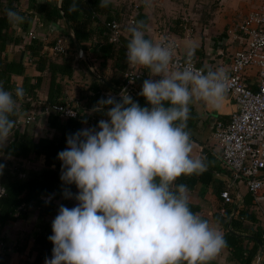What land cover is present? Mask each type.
Wrapping results in <instances>:
<instances>
[{
  "label": "clouds",
  "instance_id": "9594fccd",
  "mask_svg": "<svg viewBox=\"0 0 264 264\" xmlns=\"http://www.w3.org/2000/svg\"><path fill=\"white\" fill-rule=\"evenodd\" d=\"M109 2L100 0V6ZM76 7L73 0L70 10ZM7 16L23 23L15 11ZM127 32V63L148 70L138 93L147 106L126 89L118 98L108 94L94 107L106 119L66 138L57 156L60 180L75 185L77 203L59 207L48 237L52 256L44 264H210L227 246L218 228L191 211L188 186L175 182L207 170L205 158L192 155L190 104L219 107L229 76L219 68L196 69L194 49L186 66L173 70V46L145 38L143 21ZM24 96L23 87L7 90L0 82V147L16 126L11 117ZM63 195L73 198L67 188Z\"/></svg>",
  "mask_w": 264,
  "mask_h": 264
},
{
  "label": "crops",
  "instance_id": "0c3cea01",
  "mask_svg": "<svg viewBox=\"0 0 264 264\" xmlns=\"http://www.w3.org/2000/svg\"><path fill=\"white\" fill-rule=\"evenodd\" d=\"M34 1L46 0H0V12L12 10L24 18L23 23L17 25L10 22L7 16L12 33L22 37L21 39H23L24 43L21 44L19 42L15 46H8L4 54L8 60L23 65V76L30 84L35 82V77L38 75H36L37 73H35L33 67L26 62L28 55L23 46L28 42V34L36 35L40 41L39 53L51 60L55 56L51 52L50 43L55 41L57 34L66 35L65 33L62 34L63 29L58 27L57 21L55 23H48L41 20L35 14L27 17V15H32L30 9ZM109 4L111 16L120 24L123 42L127 44L128 41L127 29L130 26L128 20L137 12L145 18V38L157 43L158 33L169 32L177 41L178 54L182 55L188 52L189 49H194L193 57L196 64L202 68L228 67L230 57L245 46V39L241 35L235 34L236 24L247 13L260 8L264 9V0H148L147 4L146 0H110ZM80 18L81 14L78 15V19ZM100 19L102 20L103 16ZM93 29L94 25H88L85 30H90V33L92 32L93 35ZM100 43L101 39L93 35L91 41L83 44L84 50H81V52L83 58L86 60V62L84 59L82 60L84 67L81 62L77 61L74 57L73 49L69 48L66 43V52L72 58L71 66L73 73L70 77L62 78L61 80L65 88V98L76 100L77 90L82 91V88L86 87L90 76L85 69L92 74H96V70L100 71L103 75L102 79L109 83L113 72V64L111 59L105 61L98 59L100 55L98 52ZM125 62L126 68H128L129 64L126 59ZM142 71L145 73L146 79H148V70L142 69ZM42 75L45 74L43 73ZM153 79H158V77ZM20 82V77H13L10 90L18 87ZM245 82L253 90L257 88L258 78L254 68H251L245 75ZM134 88L138 93L141 91V87L138 85H135ZM108 91L110 90L108 89ZM38 97L39 100H44V85H41V92L38 93ZM225 99L219 107L215 108L202 101H195L190 104L196 116L194 130L190 132L191 139L194 142L192 155L193 157L205 158L207 166L215 168L211 172L216 179L213 185L207 187H201L199 183L196 184L193 190L189 192L190 203L198 205L200 207V216L207 220L210 226L218 228L220 232L219 223L212 220L211 216L219 214L221 217H224L225 213L229 210H232L233 214L234 210L241 206L244 199L251 196L244 184L239 183L235 188L229 186V173L221 166L218 159L217 147L211 139L214 121L228 120L235 110V104L232 99L228 96ZM97 124L93 123V125H90V123L86 122L82 125V129L94 128ZM36 133L38 135L44 133L43 127L37 125ZM9 140L10 137L7 142ZM0 164L8 168L17 166L24 170H39L42 168L41 158L14 160L1 152ZM66 188L73 193L72 199L64 198L63 193ZM219 190L220 192L228 190L233 202L231 204H224L219 198ZM76 193L77 189L74 184H59L53 192L52 207L48 210L49 214L42 215V218L48 220L55 219L61 205L68 208L75 207L77 201L74 199V196ZM47 200L48 198H45L44 201ZM26 211L27 216L24 220H15L6 224L0 230L3 239V244H0V252L1 248L6 249L9 256L8 264H33L34 259L37 257L38 251L34 245V239L39 233L38 226L40 222L36 221L39 211L37 208L31 207L27 208ZM251 211L256 215V222L251 223L249 221L244 223L243 226L247 233L241 235L245 238L246 236H252L251 233H254L257 228L259 231L261 230V234L263 233L261 228L263 226L260 223L259 215L255 214L256 212L252 209V206ZM252 237L246 239L250 240ZM259 241L263 245L261 257H258L260 248L257 244L258 250L251 264H260L261 261H264V240ZM246 245L250 249L253 246V242H247ZM44 262L42 261L37 264H44ZM210 263L234 264L229 260V251L225 248Z\"/></svg>",
  "mask_w": 264,
  "mask_h": 264
},
{
  "label": "trees",
  "instance_id": "16d2710c",
  "mask_svg": "<svg viewBox=\"0 0 264 264\" xmlns=\"http://www.w3.org/2000/svg\"><path fill=\"white\" fill-rule=\"evenodd\" d=\"M54 1L32 2L30 9L32 15H27V17L35 14L48 23L61 21ZM72 2L73 0H60L59 6L63 16L71 26L80 49L84 50L83 44L91 41L93 35L101 39L98 59L103 61L112 60L113 72L109 83L118 89L122 85V73L126 69L124 48H126L127 44L122 41V37L116 45L108 43L109 34L104 23L116 21L110 14V4L107 7H101L100 0H75L77 7L75 11H72L70 10ZM7 12H0V82L4 84L5 89L10 90L12 78H21L18 87H23L25 96L19 101L20 107L16 114L11 117L17 121L20 111L29 112L35 109L40 112L43 107H51L63 101L65 88L61 80L72 75V58L68 53H65L54 55V59L51 60L39 53L40 41L36 35L32 38L28 37V42L23 46L28 55L26 62L30 60V66L33 67L35 73H37L36 75H38L35 77V82L30 84L23 76V65L8 60L4 54L8 46H15L19 42L21 44L24 43L23 39H21L22 37L12 33L7 20ZM79 14H81L80 19H78ZM102 16L103 19L101 20ZM132 18L136 21H143L145 25V18L137 12L133 14ZM88 25H94L93 35L90 30H85ZM127 38L129 39V33ZM54 42L50 43L51 47ZM68 46L73 49L69 39ZM82 65L84 67L83 63ZM85 70L90 76V80L86 87L82 88V91L77 90L76 100L80 103L77 108V119H60L53 111H49L45 116L39 119L36 118L31 124L22 125L19 128L15 126L12 129L10 140L4 147L0 148L2 154L14 160H32L35 158H41L42 160V168L39 170H24L17 166L13 168L5 166L2 174H0V188L6 189V194L0 196V230L6 224L15 220H24L27 216V208H37L39 211L36 220L40 222L38 226L39 233L34 239V245L37 247L38 252L33 264L45 261L52 254L53 245L48 237L52 235L51 225L54 219H43L42 215L49 214L48 210L52 207L53 192L62 183L60 180L61 162L57 159L58 153L66 148V138L81 130L84 123L88 122L93 125V123H98L101 119H106L103 113L99 112L98 109H94L98 100L106 97L105 93L108 92V88L94 76L102 78L103 75L98 70H96V74L90 73L87 69ZM43 73L45 75H42ZM145 79V73L142 71V74L134 80V86L138 85L141 87ZM41 85L45 86L44 100H39L38 97V93L41 92ZM111 94L115 95L114 92ZM131 96L140 106H147L144 98L139 96L138 92ZM195 122L196 116L190 107L187 130L192 132ZM37 125L43 127L44 133L42 135L36 133ZM211 170H215V168L207 166V170L201 174L182 175L175 183L186 184L189 192L198 183L201 187L213 185L216 179ZM262 192L264 194V189ZM45 198H48V200L44 201ZM251 205L250 196L244 199L232 218L230 217L232 210L227 211L224 217L219 214L211 216V219L220 225L221 233L227 242L225 249L229 251V260L234 264H251L258 250L255 240H262L261 230L259 231L258 228L254 233H251L254 239L248 240L241 235L247 233L243 226L244 223L249 221L251 223L256 222V215L252 213ZM189 207L192 212L200 215V207L198 205L189 203ZM228 223H230L231 231L226 228ZM250 241L253 242V246L248 249L246 244ZM0 244H3L1 233ZM8 259L9 256L6 249L1 248L0 264H8ZM260 264H264V261H261Z\"/></svg>",
  "mask_w": 264,
  "mask_h": 264
},
{
  "label": "built area",
  "instance_id": "2783aa9c",
  "mask_svg": "<svg viewBox=\"0 0 264 264\" xmlns=\"http://www.w3.org/2000/svg\"><path fill=\"white\" fill-rule=\"evenodd\" d=\"M135 21L131 17L128 24L132 25ZM104 25L109 34L108 43L118 44L121 38L120 24L110 21ZM235 34L245 39V46L230 57L228 67H219L229 76L226 96L234 102L235 110L228 120L214 121L211 139L217 147L221 166L229 173V186L235 188L241 183L248 188L252 209L259 215L263 226L261 239L264 240V9L251 11L241 18L235 26ZM28 37L32 38L33 35L29 33ZM162 42L173 46V70L186 66L187 52L178 54L177 41L169 32L158 33L157 43ZM50 49L53 55L67 53L62 38H56ZM73 53L76 59H84L82 52H75L73 49ZM124 55L126 57V48ZM191 63L196 69H208L198 66L194 57L191 58ZM128 68L122 75V85L118 89L119 92L126 89L129 95H133L136 93L134 80L142 74V68L131 65ZM251 68L257 72L258 83L255 90L245 82V75ZM119 92L114 96L118 97ZM79 105L77 100L64 97L61 103L43 107L40 112L35 109L29 112L18 111L16 128L33 123L36 118L45 116L49 111H53L60 119H77ZM219 198L224 204L233 202L228 190L221 191ZM51 256L52 254L48 259Z\"/></svg>",
  "mask_w": 264,
  "mask_h": 264
},
{
  "label": "water",
  "instance_id": "95a60500",
  "mask_svg": "<svg viewBox=\"0 0 264 264\" xmlns=\"http://www.w3.org/2000/svg\"><path fill=\"white\" fill-rule=\"evenodd\" d=\"M54 5L56 7V9L58 10L59 12V15L61 17V22H62V25H63V29L65 31V34L67 36V38L69 39L73 49L75 50V52H81V49H80V46L74 36V33L71 29V26L69 25V22L68 20L63 16V13L61 12V9H60V0H55L54 1ZM84 61L86 62V60L84 59ZM96 78H98V80L103 84L105 85L110 91L106 92V95L108 94H111L112 92L114 93H117L119 92V89L117 88H114L111 84H109L107 81H105L104 79L102 78H99L98 76H95ZM236 210H234L233 214L231 215V218L234 216V213H235ZM226 228H228V231H231L230 230V223H228V225H226ZM252 236H246V238H250ZM253 238V237H252ZM254 239V238H253ZM260 248V252H259V255L258 257H261V254H262V251H263V245H262V242L259 241V240H255Z\"/></svg>",
  "mask_w": 264,
  "mask_h": 264
},
{
  "label": "rangeland",
  "instance_id": "374dc122",
  "mask_svg": "<svg viewBox=\"0 0 264 264\" xmlns=\"http://www.w3.org/2000/svg\"><path fill=\"white\" fill-rule=\"evenodd\" d=\"M57 23H58V27H60L61 29H63L62 22L58 20ZM62 31H63L62 34L65 33L64 30H62ZM56 38H62L64 44H65V45H66V43L68 44V38H67L66 35L62 36V35H60V34H57V35H56ZM77 61H78V62H81L82 60H81V59H77ZM128 70H129V68H126V69L123 71V73H125V72L128 71ZM123 73H122V74H123ZM74 98H75V97H74ZM117 98H118V97H117ZM39 135H42V134H39Z\"/></svg>",
  "mask_w": 264,
  "mask_h": 264
}]
</instances>
